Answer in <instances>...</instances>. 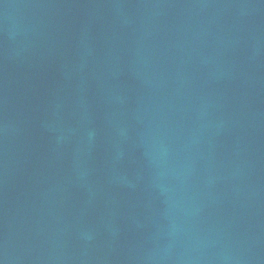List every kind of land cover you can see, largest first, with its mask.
Returning <instances> with one entry per match:
<instances>
[{
	"label": "water",
	"instance_id": "obj_1",
	"mask_svg": "<svg viewBox=\"0 0 264 264\" xmlns=\"http://www.w3.org/2000/svg\"><path fill=\"white\" fill-rule=\"evenodd\" d=\"M0 264H264V0H0Z\"/></svg>",
	"mask_w": 264,
	"mask_h": 264
}]
</instances>
